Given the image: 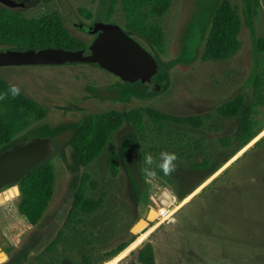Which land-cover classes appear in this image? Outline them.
I'll use <instances>...</instances> for the list:
<instances>
[{
    "label": "rangeland",
    "instance_id": "rangeland-1",
    "mask_svg": "<svg viewBox=\"0 0 264 264\" xmlns=\"http://www.w3.org/2000/svg\"><path fill=\"white\" fill-rule=\"evenodd\" d=\"M13 1H24L17 10L28 19L59 14L69 33L88 46L96 35L84 29L97 22L128 32L121 4L107 19L108 0ZM223 1L174 0L165 17L152 20L165 32L166 54L157 57L159 73L150 83L126 84L97 65L0 68L2 79L48 111L0 153L26 139H51L56 177L53 199L36 227L19 216L16 196L0 205V264H137L147 244L156 264H264V133L238 153L246 143L239 137L242 126L251 123V134L264 132V58L258 46L264 39V0L258 6L254 0H229L243 21L241 49L226 62H204L213 15ZM146 109L201 117L202 126H159L145 118L139 134L125 122L95 162L79 166L69 142L87 116ZM162 151L175 153L176 169L150 180L142 158ZM114 153L120 158L117 176L110 165ZM85 175L87 197L102 199L103 206L69 221ZM166 195L178 204L163 220L159 211ZM153 212L157 217L150 222ZM123 245L127 251L113 258Z\"/></svg>",
    "mask_w": 264,
    "mask_h": 264
},
{
    "label": "trees",
    "instance_id": "trees-1",
    "mask_svg": "<svg viewBox=\"0 0 264 264\" xmlns=\"http://www.w3.org/2000/svg\"><path fill=\"white\" fill-rule=\"evenodd\" d=\"M42 2L51 4L53 0H42ZM173 2L174 0H108L107 19L113 17L118 4H121L125 14L127 33L150 47L155 53L154 58L160 64L157 57L166 54L165 32L158 23L152 22V20L165 17ZM254 5L258 6L257 0H254ZM81 13L88 20L93 19L90 13L86 11H81ZM242 30L241 16L229 0H224L213 15L202 60L204 62H226L232 59L241 49L239 37ZM258 43L259 52L264 58V39H260ZM0 45L11 46L10 50L15 51L53 48L87 53L90 49V46L85 42L69 33L62 17L57 13L37 19H28L21 11L6 9L1 5ZM11 88L0 77V150L13 144L16 138L26 132L34 123L41 122L48 116L46 108L21 92L18 96H13ZM145 118L159 126L164 123L190 125L195 129L202 126L201 117H175L154 109L132 110L127 113L110 111L89 115L69 142L79 166L86 168L95 162L125 122L130 123L137 133L143 134ZM251 128V123L241 127L239 137L242 141L246 140V143L239 152L263 132L251 134ZM51 161L52 159L40 165L18 185L20 197L17 212L30 227L40 224L54 196L56 177ZM110 165L112 175L117 176L120 165V158L117 154H112ZM89 180L90 177L85 175L73 196L68 214L69 221L81 215L91 216L103 206L102 199L96 201L87 197ZM156 217V213L153 212L149 221L154 222ZM146 227L147 223L144 222L141 232ZM127 248V245L119 247L113 258L118 257L121 253L123 255ZM4 259L5 255L0 254V260ZM137 264H156V254L152 245L147 244L139 249Z\"/></svg>",
    "mask_w": 264,
    "mask_h": 264
},
{
    "label": "water",
    "instance_id": "water-1",
    "mask_svg": "<svg viewBox=\"0 0 264 264\" xmlns=\"http://www.w3.org/2000/svg\"><path fill=\"white\" fill-rule=\"evenodd\" d=\"M6 9L23 8L24 3L0 0ZM96 35L87 53L64 49L15 51L0 49V68L97 65L126 84L150 83L159 73V62L121 27L95 23L85 30ZM55 157L51 139H26L0 153V192L13 189L40 165Z\"/></svg>",
    "mask_w": 264,
    "mask_h": 264
},
{
    "label": "clouds",
    "instance_id": "clouds-1",
    "mask_svg": "<svg viewBox=\"0 0 264 264\" xmlns=\"http://www.w3.org/2000/svg\"><path fill=\"white\" fill-rule=\"evenodd\" d=\"M13 96L20 94V89L13 86L11 89ZM146 177L150 180H156L161 175L168 176L176 169L177 157L173 152L162 151L157 157H154L151 152L145 153L143 156Z\"/></svg>",
    "mask_w": 264,
    "mask_h": 264
},
{
    "label": "crops",
    "instance_id": "crops-1",
    "mask_svg": "<svg viewBox=\"0 0 264 264\" xmlns=\"http://www.w3.org/2000/svg\"><path fill=\"white\" fill-rule=\"evenodd\" d=\"M242 34V33H241ZM4 80V79H3ZM5 81V80H4ZM10 86V85H9ZM23 94V93H22ZM26 96V95H25ZM264 132H262V134H263ZM261 134V135H262ZM240 153V152H239ZM237 156H239V154H237ZM237 156H235L229 163H227L223 168H225L227 165H229L233 160H235V158L237 157ZM222 168V169H223ZM221 169V170H222ZM221 170H219L214 176H212L211 178H207L206 180H207V182H209L213 177H215V176H217L220 172H221ZM205 180V181H206ZM207 182H205V183H207ZM205 185V184H204ZM13 189H9V190H5L3 193H2V195H0V205L1 206H3V205H5V204H10V202L11 201H9V200H11L12 198H15V196H16V199H18L19 200V197H20V195L18 196V195H16L13 191H12ZM20 190V189H19ZM1 196H3V197H1Z\"/></svg>",
    "mask_w": 264,
    "mask_h": 264
},
{
    "label": "built area",
    "instance_id": "built-area-1",
    "mask_svg": "<svg viewBox=\"0 0 264 264\" xmlns=\"http://www.w3.org/2000/svg\"><path fill=\"white\" fill-rule=\"evenodd\" d=\"M167 199H165V201L163 202L164 204V207L159 211V217H162L163 220H168L166 219V217L169 216L170 214V211L172 210L173 207H176L177 206V200L175 197H168L166 195ZM162 223H159L158 225H160Z\"/></svg>",
    "mask_w": 264,
    "mask_h": 264
},
{
    "label": "flooded vegetation",
    "instance_id": "flooded-vegetation-1",
    "mask_svg": "<svg viewBox=\"0 0 264 264\" xmlns=\"http://www.w3.org/2000/svg\"><path fill=\"white\" fill-rule=\"evenodd\" d=\"M21 3H24V1H23V2H21ZM24 4H25V3H24ZM88 29H89V28H88ZM85 30H87V29H84V31H85ZM153 79H154V78H153ZM153 79H152V80H153Z\"/></svg>",
    "mask_w": 264,
    "mask_h": 264
},
{
    "label": "bare ground",
    "instance_id": "bare-ground-1",
    "mask_svg": "<svg viewBox=\"0 0 264 264\" xmlns=\"http://www.w3.org/2000/svg\"><path fill=\"white\" fill-rule=\"evenodd\" d=\"M156 215H157V213H156ZM170 215H171V214H170ZM170 215H169V216H170ZM171 217H172V216H171Z\"/></svg>",
    "mask_w": 264,
    "mask_h": 264
}]
</instances>
